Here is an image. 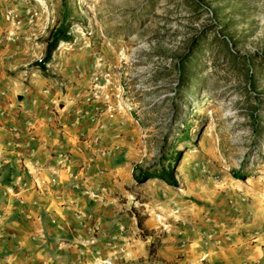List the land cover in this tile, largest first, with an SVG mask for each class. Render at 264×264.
<instances>
[{
	"label": "rangeland",
	"instance_id": "1",
	"mask_svg": "<svg viewBox=\"0 0 264 264\" xmlns=\"http://www.w3.org/2000/svg\"><path fill=\"white\" fill-rule=\"evenodd\" d=\"M1 20L28 73L97 85L131 133L134 177L171 171V185L126 189L140 220L224 237L264 227V0H0ZM59 28L70 39L42 74L33 63Z\"/></svg>",
	"mask_w": 264,
	"mask_h": 264
},
{
	"label": "crops",
	"instance_id": "2",
	"mask_svg": "<svg viewBox=\"0 0 264 264\" xmlns=\"http://www.w3.org/2000/svg\"><path fill=\"white\" fill-rule=\"evenodd\" d=\"M26 65L24 49L0 39V264H264L258 219L228 237L147 216L138 227L131 133L94 83H52Z\"/></svg>",
	"mask_w": 264,
	"mask_h": 264
},
{
	"label": "trees",
	"instance_id": "3",
	"mask_svg": "<svg viewBox=\"0 0 264 264\" xmlns=\"http://www.w3.org/2000/svg\"><path fill=\"white\" fill-rule=\"evenodd\" d=\"M69 35H67L66 31L63 30V28H59L56 30H53L49 37L48 40L45 41V47H44V53L43 57L41 58L40 61L34 62L33 65L36 67L39 72L42 74L45 73V63L49 62L50 57L54 49L56 48L58 42H67L69 41ZM157 178L158 180L162 181L165 184L171 185L174 183L173 177L171 175V171H161L158 174H153V175H147V174H141L140 178L138 176L133 177L136 182H143L144 180L148 178ZM142 181H141V180ZM137 225L140 227L141 225V220L138 218L137 219ZM152 246V243L150 244V247ZM152 253V249H149V254Z\"/></svg>",
	"mask_w": 264,
	"mask_h": 264
},
{
	"label": "built area",
	"instance_id": "4",
	"mask_svg": "<svg viewBox=\"0 0 264 264\" xmlns=\"http://www.w3.org/2000/svg\"><path fill=\"white\" fill-rule=\"evenodd\" d=\"M97 85L94 83L92 85V96H97V89H96ZM139 233H142L141 230L138 231ZM89 264H116L115 259L114 258H100V259H96L93 262L89 263ZM161 264V263H159Z\"/></svg>",
	"mask_w": 264,
	"mask_h": 264
}]
</instances>
